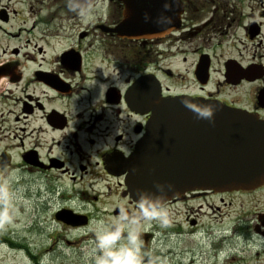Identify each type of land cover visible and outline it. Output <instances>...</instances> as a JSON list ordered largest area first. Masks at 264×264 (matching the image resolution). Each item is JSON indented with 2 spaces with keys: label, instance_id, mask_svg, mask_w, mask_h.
Returning a JSON list of instances; mask_svg holds the SVG:
<instances>
[{
  "label": "flooded vegetation",
  "instance_id": "obj_1",
  "mask_svg": "<svg viewBox=\"0 0 264 264\" xmlns=\"http://www.w3.org/2000/svg\"><path fill=\"white\" fill-rule=\"evenodd\" d=\"M175 2L178 27L152 39L119 35L124 0L93 1L95 19L86 26L71 11L72 17L47 12L34 23L11 24L10 13L0 10V216L18 207L28 221L41 224L51 214L63 229L55 238V245L65 244L56 254L60 264L70 261L65 256L79 242L97 239L91 228L100 213L93 206L101 200L109 222L102 238L109 242L90 250L112 256L126 242L130 226L122 216L136 214L137 201L124 165L151 117L135 109L139 81L148 78L150 93L158 82L164 98L218 103L264 122V0ZM18 15L13 10L12 18ZM225 46L233 56L219 54ZM173 61L184 71L175 72ZM175 79L180 87L164 83ZM165 205L171 227L131 226L142 243L136 252L122 251L128 264H178L168 261L175 254L167 239L197 226L190 213L200 219L204 251L198 263L188 258L184 264H264V184L247 191L188 192ZM18 249L40 264L27 246ZM80 252L84 264L94 259Z\"/></svg>",
  "mask_w": 264,
  "mask_h": 264
},
{
  "label": "water",
  "instance_id": "obj_2",
  "mask_svg": "<svg viewBox=\"0 0 264 264\" xmlns=\"http://www.w3.org/2000/svg\"><path fill=\"white\" fill-rule=\"evenodd\" d=\"M166 2L171 9L164 13L172 18L170 31L176 29L181 12L175 0H124L119 35L129 39L166 35L170 31H163L154 23ZM148 83V78L137 83L135 109L151 117L135 153L124 165L135 201L137 190L160 194L157 183L165 186V201L198 190L247 191L264 184L263 121L247 112L201 99L164 98L158 82L156 93L145 91ZM182 100L190 101L194 108L213 106L214 125L197 120Z\"/></svg>",
  "mask_w": 264,
  "mask_h": 264
},
{
  "label": "rangeland",
  "instance_id": "obj_3",
  "mask_svg": "<svg viewBox=\"0 0 264 264\" xmlns=\"http://www.w3.org/2000/svg\"><path fill=\"white\" fill-rule=\"evenodd\" d=\"M62 7H66L65 0H0V10L6 9L7 12L10 13L11 24H22L25 21L27 24L34 23L36 18L44 17L46 14H48L47 12L58 14L67 13L68 15L71 13L70 11H57V9ZM97 7L107 9L108 4L100 3ZM31 8L34 9V13L36 15L30 13L29 9ZM48 8L50 9L49 11L46 10ZM37 9H39L40 11H38ZM13 10H17L19 12L18 17L12 18ZM69 17L72 16L69 15ZM82 24H85L86 26L87 23L82 22ZM221 53H223L225 57L233 56L231 47L228 46L222 48L219 54ZM164 63L166 65H169L170 62L165 61ZM173 70L175 72L184 71V66L180 63H178L176 66L175 61H173ZM164 83L166 85L175 87L181 86V82L176 79L173 81L165 80ZM94 190V194H97V188H94ZM240 199L243 201L248 200V198L245 197ZM195 208L196 207L194 206V209ZM107 209L108 207L106 206V202L103 200L94 203L93 211L100 214L97 215L98 219H96L92 224L91 232L97 235V239H89L88 237L87 239L79 242L76 245L75 250L67 252L68 256H65V258L70 256V261H68V263L66 262L65 264H84V261L80 260L81 257L76 255L81 254L80 250L89 253L87 260L97 258L99 256L90 249L92 248L93 250H97L96 248L102 245V240L106 244L109 242L108 239L102 238V234L109 229V222L107 220V217L103 215L105 214L104 211ZM12 210L14 211L13 214L0 216V228H3V231H6V234L3 235V237L5 238V241L7 243L5 247L0 246V264H31L30 258L28 259L27 256L24 255V251H20L18 249L22 248V246H27L29 249L28 252H30V254H32L33 256H36L40 264H60V262L55 259L56 254L58 250H63L65 248V244L62 242V240L59 241L57 245H55V243L57 242L59 236L63 234V229L62 227L57 226V224L51 222V214H48L47 222L35 224L31 222V219L30 221H28L24 216H22V208L16 207L12 208ZM190 216L200 222V219L197 218L196 214L193 215L190 213ZM199 222L197 223V226L190 230L181 228V236L171 237L167 239L170 242L167 248L171 250L173 255L178 254V256L174 255L172 258H168V261L172 259V261L178 262V264H184L186 263L185 259L189 258L194 259L196 263H198V256L202 251H204V242L202 241L200 235ZM201 222L205 221L203 220ZM188 232L192 233L188 234ZM69 236L70 235H68V237ZM56 237L57 240L55 241ZM70 240L76 241L78 240V238L74 237ZM49 249H53V251L48 254H44ZM74 251L75 256L73 255ZM102 253H105V251H103ZM111 253L114 252L110 250L107 255H110ZM183 255H187V257ZM86 264H90V262L87 261Z\"/></svg>",
  "mask_w": 264,
  "mask_h": 264
},
{
  "label": "clouds",
  "instance_id": "obj_4",
  "mask_svg": "<svg viewBox=\"0 0 264 264\" xmlns=\"http://www.w3.org/2000/svg\"><path fill=\"white\" fill-rule=\"evenodd\" d=\"M66 6L69 11L74 12L83 23H91L95 19L94 8L88 3V0H66ZM169 4L166 2L164 4V11L156 18L154 23L157 27H160L163 31H170L172 26V18L165 15V12L170 11ZM147 14L145 15V20H147ZM181 103L188 110L192 111L197 120H206L209 124L215 123V112L216 109L211 105H204L201 107H193L191 102L188 100H182ZM160 194H150L146 191L137 190V211L134 215L123 214L122 218L130 226L129 234L124 237L126 241L124 244L119 245L115 250L116 255L105 257L103 253L94 258L90 264H128L122 251L126 253L128 250L136 252L141 246V238L138 231L135 230L134 225L140 223H156L161 228H169L172 226L170 219V214L165 205V198L167 192L165 191V186L157 183L155 185ZM168 191L172 189V185H167ZM114 230V229H110ZM243 241L242 237H238ZM99 243V242H98ZM119 255V259L117 258Z\"/></svg>",
  "mask_w": 264,
  "mask_h": 264
}]
</instances>
